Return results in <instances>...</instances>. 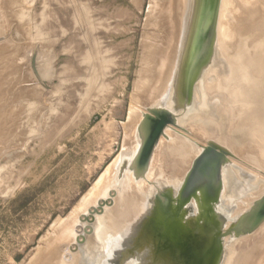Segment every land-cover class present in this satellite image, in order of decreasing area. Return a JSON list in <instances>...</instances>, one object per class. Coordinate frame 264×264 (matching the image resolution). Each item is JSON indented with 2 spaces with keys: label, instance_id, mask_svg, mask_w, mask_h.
Wrapping results in <instances>:
<instances>
[{
  "label": "rangeland",
  "instance_id": "rangeland-1",
  "mask_svg": "<svg viewBox=\"0 0 264 264\" xmlns=\"http://www.w3.org/2000/svg\"><path fill=\"white\" fill-rule=\"evenodd\" d=\"M198 1L0 0V264H142L132 232L153 200L179 197L210 146L221 188L194 251L222 225L218 264H264V221L235 232L264 196V0H220L218 65L196 71L179 110L182 50L201 47L188 37ZM208 34L198 25L194 37ZM159 108L177 126L135 178L138 126ZM170 241L145 263L188 264L189 249L161 255Z\"/></svg>",
  "mask_w": 264,
  "mask_h": 264
},
{
  "label": "bare ground",
  "instance_id": "bare-ground-1",
  "mask_svg": "<svg viewBox=\"0 0 264 264\" xmlns=\"http://www.w3.org/2000/svg\"><path fill=\"white\" fill-rule=\"evenodd\" d=\"M197 4H198L197 9L194 12V20H193L194 22H193L192 27L189 28L188 37L191 41L190 42L191 44L196 43V45H199L201 47L192 49V46H191V48L187 49L186 54L181 55V62L179 63V67L177 70V83L175 86V94H176L175 96L178 97V100H180V106L179 107H181L182 109H186L187 103H189L188 100L182 99V92H181V86H182L181 70L183 69V68H181V66H182V64H184V60L186 59V57L189 56L188 58H190V59L186 60L187 62L186 61L185 62L188 63L187 66H188V70L190 71V73L188 74V75H190L189 83H188V86H189L188 92H190V89L192 86L191 85L192 81H193V79L197 73L196 71H198V69H200L201 66H203V65H209V67H210V65H211L210 63H212L211 60L213 59V55H212L213 54L212 48L214 46V44H213V33H212V29L210 27V24H211V15H210L211 2L210 1L208 2V0H199L197 2ZM198 25H200L202 29L204 27H206L209 34L204 35L203 37L201 35H199V36L196 35V37H194V32L197 29ZM183 45H184V43H183ZM202 47H203V49H202ZM192 75H194V76L192 77ZM221 80H222V78H221ZM224 97H223V99L225 100ZM215 112H217V109ZM129 169H130V171H132L131 168H129ZM196 192H198L197 196L194 195ZM196 192L193 194L194 200L196 202L195 204L197 206V216H195L194 219H189L186 217L188 214L185 215L184 210H183V205H182L183 202L185 203L186 200L180 199V195L178 198H173L171 195H169L170 198L168 196V201L165 198H162L163 200L161 199V201H158V200L152 201V203L150 204V206L148 208L147 217H144L142 220L139 221V223H138L139 226L136 228L137 233L132 235V238H133L132 241L133 242L135 241L134 247H136V250L139 251L138 252V254L140 255L139 260L140 261L143 260L142 264H146L147 262H149L151 260L152 257L148 253L150 251L153 252V250L155 249V246L157 248H159L158 247L159 245H161L162 243L163 244L168 243V240L169 241L171 240L169 246H167L166 248H161L162 249L161 251H160V249H158L160 251L161 255L168 256L167 262L172 259V258L170 259L169 256H171V255L172 256L173 255L178 256V253L181 252L180 250H184L185 245H187V249H189V252H188L189 254L187 256V258L189 257L187 259L188 264H201L202 260L205 261L208 258H211V262H210L211 264H218V260H219V251L218 250H220V249H219L218 245H214V242L216 240V236H218L220 234V228L222 225L220 227L216 228L215 231H213L211 234L207 235L203 239L202 250L197 252V253H195L196 251H194L195 246H191L189 244V241L184 243V241L187 239L188 235H192V233H194L196 236L199 235L198 237L203 235L202 230H201V228H202L201 226H204L203 224L206 225V228H204L205 234L208 231L211 232V230H210L211 228L209 226L215 224L214 223V221H215L214 212L213 211L207 212L206 209H207V207L210 208L211 205L217 203L216 202V195L208 196L207 195L208 193H206V188L202 185L196 189ZM89 194H91V193L89 192ZM165 195H167V193ZM87 196L89 197V195H87ZM164 207L168 208V211H167L168 215L167 216H164L165 213H162ZM229 207H231V206H229ZM206 213H207V215H206ZM203 217H207L206 220L202 219ZM126 226H127V224H125L124 227H122V228L127 229V228H125ZM136 230H135V232H136ZM157 233L160 235V237H158V239L156 240ZM135 235H138V236H135ZM118 237H123V235L121 234V230L119 232ZM193 240H194L193 242L196 244L197 238H195ZM137 242H138V244H137ZM131 245H132V242L130 243L129 247L125 250H128L131 247ZM112 246L117 247V245H115V244H110V247H112ZM209 246H212L211 250L209 249L210 251L207 250V248ZM139 248H140V250H139ZM207 251L210 252V257H208L207 254L209 252H207ZM154 252H156V251H154ZM149 257H150V260H149ZM154 257H155V254H154ZM182 257L185 258L184 255ZM182 257L180 256V258H182ZM179 261H181V259ZM179 261H177L178 264H180ZM163 264H167V263L165 262Z\"/></svg>",
  "mask_w": 264,
  "mask_h": 264
},
{
  "label": "water",
  "instance_id": "water-1",
  "mask_svg": "<svg viewBox=\"0 0 264 264\" xmlns=\"http://www.w3.org/2000/svg\"><path fill=\"white\" fill-rule=\"evenodd\" d=\"M209 1L211 2L210 27L213 33L215 18L217 15V9L219 8L220 0H208V2ZM188 57H186V59L184 60V64H182L181 66V68H183L181 70V76H182L181 90H183V88L185 87L186 92L188 91L189 88L188 83L190 77V75H188L190 73L187 66L188 63H186L187 62L186 60L190 59ZM211 62H212L211 64H214L217 67L218 63L215 56L213 57ZM206 68H209V66ZM202 74L203 71L201 70V75ZM176 120H177V115L175 116L174 114H171L167 110L161 108L151 110L150 114H143L142 120L138 126V131L141 138L140 147L130 166L131 170L133 171V176L135 178L142 177L145 174L153 150L157 145L160 137L164 134L165 128L168 126H177ZM222 162H223V154L219 152L217 148L210 146L196 162L191 174L188 177V185L182 186L181 190L179 191L180 199L189 200V198L196 192V189L201 185L206 188V193H208L207 194L208 196L216 195V193H218L219 189L221 188V177L219 176V168ZM166 193L167 192L163 193L162 197L160 196L161 198L156 200L161 201L162 198H165L168 201L169 195L168 194L165 195ZM167 211L168 208L164 207L162 212L165 213L164 216L168 215ZM263 221H264V196L258 202H256L254 207L251 209V211L248 212L241 219V221H239V223L235 226V232L236 233L250 232L254 230L256 227H258ZM132 234L134 235L135 232H132ZM198 236H196L193 233L192 235H188L187 240L189 241V244L191 246H195L193 239L198 238ZM217 238L218 236H216V239ZM197 240H199L198 244H201L202 240L200 239ZM214 243L218 245L216 240ZM185 248L187 249V245H185ZM207 255L208 257H210V252ZM210 262H211V258H208L205 261L202 260L201 264H211Z\"/></svg>",
  "mask_w": 264,
  "mask_h": 264
},
{
  "label": "flooded vegetation",
  "instance_id": "flooded-vegetation-1",
  "mask_svg": "<svg viewBox=\"0 0 264 264\" xmlns=\"http://www.w3.org/2000/svg\"><path fill=\"white\" fill-rule=\"evenodd\" d=\"M185 25H186V23H185ZM186 52H187V46L184 45V48H183V50H182V55H185ZM182 94H183V93H182ZM179 109L181 110V107H180ZM214 112H215V111H214ZM179 113H180V111H179Z\"/></svg>",
  "mask_w": 264,
  "mask_h": 264
}]
</instances>
